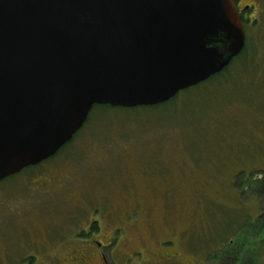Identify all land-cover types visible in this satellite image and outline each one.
<instances>
[{"label": "rangeland", "instance_id": "1", "mask_svg": "<svg viewBox=\"0 0 264 264\" xmlns=\"http://www.w3.org/2000/svg\"><path fill=\"white\" fill-rule=\"evenodd\" d=\"M251 2L241 79L180 92L172 110L91 116L68 151L0 184V264H136L137 248L147 262L159 248L176 256L165 264H218L264 207L251 183L264 174V0ZM235 178L248 180L241 195ZM101 226L114 232L105 262L84 239Z\"/></svg>", "mask_w": 264, "mask_h": 264}, {"label": "water", "instance_id": "2", "mask_svg": "<svg viewBox=\"0 0 264 264\" xmlns=\"http://www.w3.org/2000/svg\"><path fill=\"white\" fill-rule=\"evenodd\" d=\"M244 45L233 0H0V182L53 157L94 106L166 103Z\"/></svg>", "mask_w": 264, "mask_h": 264}, {"label": "trees", "instance_id": "3", "mask_svg": "<svg viewBox=\"0 0 264 264\" xmlns=\"http://www.w3.org/2000/svg\"><path fill=\"white\" fill-rule=\"evenodd\" d=\"M258 23V19L257 21H254L253 24ZM247 23L245 22V25ZM251 26H253L251 24ZM249 26H245L244 28H248ZM247 30V29H246ZM247 46L244 47L243 51L232 60V62L219 74L212 76L211 78H209L207 81L200 83L199 85L189 88L187 90L182 91V94L189 97V96H203L204 94H211V90L215 89L218 86H222L223 82H228V84H231L230 81H232L233 79H241L242 76L244 75V73H246L248 71V67L249 65H252V61L249 62L247 61ZM235 63L237 64H241V66H233ZM248 65V66H247ZM252 67V66H251ZM183 95L180 96H175L174 98H172L171 100H169L166 103L157 105V106H152V107H141V108H145V109H163V110H172L175 107L176 102H179L180 100H178V97H181ZM215 96V95H214ZM136 109H124V108H112L110 106H94L93 109L91 110L89 117L87 119V121L85 122V125L83 126V128L86 126V124L88 123L89 119L91 116H99L100 113H104L106 111L109 110H137ZM81 128L78 133L75 135L76 137L80 134L81 130L83 129ZM73 137L74 140H72L70 143H68L66 146H64L61 150H59V152L51 159H49L48 161H52L55 159L56 156H58L60 154V152L62 151H68L67 149H70V146L73 145V141H75L76 137ZM66 148V149H65ZM37 166L35 167H28L24 170H22L19 174L8 178L1 183H5L7 182V180L9 181V179L11 180L14 177H18L21 176L23 173L26 172H31L33 169H36ZM262 172H264V170H261ZM247 179H245V181H243L242 183H239L236 178H235V187L236 190H238L241 193L244 191V189H246L245 187H248L247 185ZM252 185L256 184V190L255 193L258 194V197L260 198H264V174L262 179H257L251 182ZM242 185V186H240ZM244 188V189H243ZM252 189V188H251ZM253 221H246L245 224H253V223H257V224H264V207H262V213L261 216L257 219H255V221L252 223ZM244 224V225H245ZM255 229V228H254ZM253 229V230H254ZM256 239L257 242H261L262 245H264V226L260 228V230H258V232L256 233ZM246 236H242V238H236L234 239L233 244H229L226 243V245L219 247L214 254L211 255V259L215 262H217L218 264H264V256L262 255V259H259V253L257 252L256 255L250 257V259L245 257V249L247 247V245H245V242L247 241L250 242L249 244H253L252 240H248L245 238ZM246 239V240H245ZM245 245V246H244ZM141 251V250H140ZM210 257V256H209Z\"/></svg>", "mask_w": 264, "mask_h": 264}, {"label": "flooded vegetation", "instance_id": "4", "mask_svg": "<svg viewBox=\"0 0 264 264\" xmlns=\"http://www.w3.org/2000/svg\"><path fill=\"white\" fill-rule=\"evenodd\" d=\"M233 1H234L236 10H237L239 19L242 23L243 30L245 29L244 27L246 25L250 26L254 21H257V18L255 16L258 14V8H256V10H255L256 6L254 5L253 2H251V0H233ZM244 1L246 2L245 4L243 3ZM245 22L247 23L246 25H245ZM244 32H245V30H244ZM46 162H48V160ZM46 162H44V163H46ZM44 163H42V164H44ZM42 164H39L37 167H39ZM261 213H262V210H261ZM261 213L258 215L257 218H259L261 216ZM255 219L252 221L254 222ZM93 225H94V223H93ZM96 225H98V222H96ZM263 226H264V224H257V223L247 224L246 233L244 236L247 237V238L245 237L246 239L249 238L248 240L249 241L252 240V242H253V244H249L250 242L247 243V241L245 242V245H247V247L245 249V257L248 259H250V257L256 255L257 252L259 253V257H260L259 259H262V255L264 256V245H262L260 241L257 242V240H255L256 239L255 237L257 235L256 233ZM99 230L100 229L98 227L95 230H90V232H92V235H94L95 237H91V236L87 237V235H86L84 237V239L88 240L89 243H91L90 247L91 248L94 247L96 249V251H98V253H99L98 255H99L100 259L105 262V260L103 259L102 252L104 250L106 251L107 247H110L114 244V242H112L114 240V232L112 230H106V231L104 230L103 231L102 226H101L102 232ZM90 232H89V235H90ZM104 234H105V236H107V238H104ZM98 237H100V240H98ZM123 238L120 241H118L117 247L120 243L123 242ZM233 242H234V240L230 241L229 244L232 245ZM105 246H107V247H105ZM91 248L89 249V251L91 250ZM104 248H106V249H104ZM149 250H150L149 248H143L141 251H139V248H137L136 250L132 251L130 254L126 255V257L131 256L135 252L142 253L143 260L141 261V263H136V264H165L166 262H169V260L171 262L172 260L176 259V256H170L169 255V251H166L165 253H163L158 248V251L156 252L157 254L154 255V259L147 262L146 257H148V255L144 258V254H146V252L151 251V250L150 251ZM150 254H152V252H150ZM87 256H88V259H87V261H88L89 258H91V256L89 254H87ZM33 258L34 257H31L30 259H33ZM51 258H53V255ZM87 264H89V263L87 262Z\"/></svg>", "mask_w": 264, "mask_h": 264}]
</instances>
